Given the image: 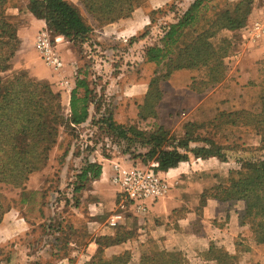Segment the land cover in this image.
Wrapping results in <instances>:
<instances>
[{"label":"rangeland","instance_id":"374dc122","mask_svg":"<svg viewBox=\"0 0 264 264\" xmlns=\"http://www.w3.org/2000/svg\"><path fill=\"white\" fill-rule=\"evenodd\" d=\"M20 1L26 3L27 0H8L6 14L11 5ZM193 1L144 0L130 17L120 19L127 21L126 29L130 31L124 35L113 26L99 25L80 0L74 3L94 28L87 41L73 45L81 54H87L90 62L77 66L70 76H61L60 90L47 81L53 91L60 93L61 114L66 118L70 112L66 92L73 86L66 81L87 75L94 118L86 126L59 125L57 143L49 152V159L29 174L23 186L0 183V192L11 205L8 211L25 217L28 225L25 235L0 246V264H72L75 258L70 252V241L83 247L90 238H95L93 224L85 219L77 221L74 232L69 225L71 208L83 206L81 193L74 191V187L80 185L78 173L94 158L117 156L126 162L134 157L143 159L148 151L141 136L129 132V138H122L115 129L101 126L99 119L104 115L111 113L121 128L135 127L146 136L163 126L170 133V142L184 137L198 138L192 145H206L203 139L213 142L228 159L225 164L215 162L220 170L239 168L246 160L264 159L263 135L255 127V119L262 111L264 57L258 65H253L254 75H248L249 78L240 73V65H232L234 56L245 45L243 40L250 37L245 26L251 25L257 17L250 16L246 25L238 29H220L210 38L216 48L227 52L225 69H221L222 75L216 80L205 65L173 68L168 60L160 65H140L148 47L161 43L165 27L176 22ZM238 1L212 0L207 16L213 19ZM212 3L217 5L214 10ZM144 18L146 25L142 26ZM191 38L189 35L188 39ZM13 71H24L37 78L26 69ZM144 76L149 86L135 89L132 81ZM134 93L141 96L133 98ZM246 224L252 235L242 242V249L246 248L245 261L238 264H264V244L256 240L249 217ZM130 251L133 256L130 264H139L142 253L137 247ZM185 253L190 264H204V252ZM104 257L111 258V252H104Z\"/></svg>","mask_w":264,"mask_h":264},{"label":"trees","instance_id":"16d2710c","mask_svg":"<svg viewBox=\"0 0 264 264\" xmlns=\"http://www.w3.org/2000/svg\"><path fill=\"white\" fill-rule=\"evenodd\" d=\"M80 1L98 24L103 25L130 17L144 0ZM211 1L194 0L190 3L176 22L165 27L161 43L148 47L145 52L147 59L157 64L168 60L173 68L205 65L209 67L214 80L222 75L227 52L226 49L216 48L210 38L220 29L244 27L255 4L264 0H239L233 8L221 10L213 19L207 16ZM7 3L8 0H0V183L23 186L29 174L49 159V152L57 143L59 125L77 126L86 122L93 100L90 98L88 79L77 77L76 86L71 91L70 112L65 118L61 114V95L52 90L47 80L32 78L24 71H13L10 61L18 49L19 38L17 25L7 17ZM211 7L214 10L217 5L212 3ZM28 8L36 17L45 19L51 34L62 35L73 45L87 41L94 30L78 6L69 0H29ZM189 35L191 39H188ZM160 80L161 76L157 79L158 83ZM239 115L240 112H237ZM99 122L109 130L115 129L122 138H129V132L141 136L142 144L148 147V151L143 159H134H139L145 165L157 161L160 170L178 166L180 162L189 159L190 153L204 159L216 157L221 162L228 161L224 153L206 139H203L206 145L195 146L191 143L198 138L184 137L170 142V133L163 126L146 136V133L135 127L128 130L121 128L111 113L104 115ZM255 123L264 140V95L262 111L257 115ZM100 173L101 165L88 160L77 175L80 185H76L74 191L81 192L87 182L98 178ZM208 196L222 201L243 200L245 210L242 222L246 224V218L249 217L256 240L264 244V159L246 160L239 168H229L228 175L221 176L210 191L203 193L202 203ZM5 203L6 196L0 192V224L11 207ZM130 234V231H123L119 227L115 236L98 237L97 252L85 264H130L133 257L130 250L114 254L111 258L104 257L106 247L125 241ZM202 259L204 264L237 263L236 255L214 243L203 253ZM139 264L190 263L183 250H168L152 242L142 252Z\"/></svg>","mask_w":264,"mask_h":264},{"label":"crops","instance_id":"0c3cea01","mask_svg":"<svg viewBox=\"0 0 264 264\" xmlns=\"http://www.w3.org/2000/svg\"><path fill=\"white\" fill-rule=\"evenodd\" d=\"M69 1L75 3L77 0ZM25 2L20 1V4H13L7 9L8 19L17 23L19 38L18 49L10 64L14 69H26L39 79L49 80L55 89L60 90L61 76H70L77 66L88 65L90 62L88 55L78 52L72 42L60 35L56 42V48L63 58L64 67L61 70L47 67L35 46L40 30L48 29L47 23L45 19L36 17L29 10V0ZM250 16L264 20L263 1H258L255 4ZM146 20V18L143 19L142 26L146 25ZM107 25L113 26L121 33L120 35L130 32L128 28L126 29L127 21L124 19ZM243 43L247 47L243 45L244 47L239 49L238 55L234 56L236 59L232 65H240V73L244 78H249L248 75H254L253 65H258V62L264 57V33L257 39L249 37L243 40ZM142 57L140 65L157 64L149 61L145 54ZM247 71L250 73L248 74ZM86 76L84 75V77ZM80 77L83 78L82 75ZM67 81L71 86L73 85L70 91L66 92L70 102L71 91L76 86V80L74 77ZM132 85L135 89L141 85L147 87L149 86L148 78L144 76L141 79L133 80ZM136 96L141 95L135 93L132 95L133 98ZM89 112L90 116L86 122L81 124L82 126L92 122L94 114L91 108ZM189 156L188 160L180 162L178 166L163 170L162 174L167 178L171 187L151 207L149 212L139 217L127 215L121 226H112L109 223L115 211H118L119 203L118 187L112 181L114 164L121 162L131 165L141 162L139 159H130L125 162L122 157L117 156H101L98 159L90 160L101 165L100 176L87 182L80 192L83 206L71 208L72 211H69L68 215L70 214L69 216L72 217L71 223H69L72 232L76 229L77 221L85 219L93 224L95 238H90L83 247L74 240L70 241V252L75 258V262L72 261V264H85V261L97 252V238L105 235L115 236L119 227L130 231V237L121 243L106 247V253L119 254L135 247L142 253L149 243L155 242L161 248L168 250L177 249L199 254L208 250L214 243L236 255V264L239 261L243 263L246 248L242 249L241 245L244 244L242 242H246L248 236L252 235L249 225L242 222L245 202L243 200L222 201L214 196H208L202 203L203 193L211 190L221 176L228 175L229 168L226 171L216 168L215 162H221L216 157L204 159L196 157L192 153ZM70 221L67 219V222ZM72 224L75 226L73 227ZM27 228L25 217L17 212H6L0 224V246L25 235Z\"/></svg>","mask_w":264,"mask_h":264},{"label":"built area","instance_id":"2783aa9c","mask_svg":"<svg viewBox=\"0 0 264 264\" xmlns=\"http://www.w3.org/2000/svg\"><path fill=\"white\" fill-rule=\"evenodd\" d=\"M251 39H257L264 33V20L256 19L246 26ZM55 39V41H54ZM52 38L50 31L40 30L36 37L35 46L42 60L54 70H61L64 61L56 48L59 36ZM66 83H68L66 81ZM159 169V163H133L125 165L121 162L114 164L112 181L118 187V211L110 219V225L118 226L127 215H146L151 207L170 189V183Z\"/></svg>","mask_w":264,"mask_h":264}]
</instances>
